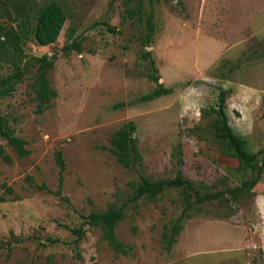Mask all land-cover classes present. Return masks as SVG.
Wrapping results in <instances>:
<instances>
[{
  "label": "rangeland",
  "instance_id": "374dc122",
  "mask_svg": "<svg viewBox=\"0 0 264 264\" xmlns=\"http://www.w3.org/2000/svg\"><path fill=\"white\" fill-rule=\"evenodd\" d=\"M58 1L67 16L58 39L24 46L27 56L54 59L50 107L38 111L36 65L0 100L1 115L28 149L19 156L0 135V264H264V162L251 192L192 204L170 250L161 237L185 205L179 191L130 199L140 175L170 178L180 168L213 191L249 177L250 169L223 152L211 122L225 90L234 133L249 151L264 153V0H144L155 9L145 50L170 88L151 100L140 99L156 83L143 57L142 25L126 16L125 0ZM72 41L80 51L63 49ZM9 71L0 62V74ZM128 121L142 156L135 169L109 150L112 133ZM57 151L65 163L61 195ZM112 203L125 209L115 231L126 253L85 222Z\"/></svg>",
  "mask_w": 264,
  "mask_h": 264
},
{
  "label": "trees",
  "instance_id": "16d2710c",
  "mask_svg": "<svg viewBox=\"0 0 264 264\" xmlns=\"http://www.w3.org/2000/svg\"><path fill=\"white\" fill-rule=\"evenodd\" d=\"M125 10L127 17L136 16L137 21L142 25L139 40L144 46L143 57L148 59L153 71L150 74V79L156 83V88L152 92L141 96L140 99L151 100L169 93L170 88H166L159 82V76L156 74L157 68L151 53L145 50V47L152 43L155 32L153 23L154 5L150 4L149 8H146L144 0H125ZM5 18H8L9 21H5ZM66 19L65 10L58 0H42L37 3L33 0H0V62L10 67L9 72L0 74V100L10 96L15 91L16 85L23 79L25 71L36 65L32 90L35 93L38 111L42 112L50 107L52 98L57 95L49 79V72L54 67V59L47 54L27 56L24 46L30 39H33L39 46L54 43L58 39ZM63 49L65 51L81 50L79 42L76 41L67 43ZM211 127L216 139L226 148L223 152L235 156L242 166L251 170L249 177L244 178L239 185L213 191L210 185L202 181L186 178L180 168L170 178L152 179L140 175L137 180L131 182V201L141 197L156 200L168 189L178 190L181 194L182 202L185 204L182 212L171 222L170 230L165 228L162 233L161 242L166 250H170L177 240V235L183 227L182 220L186 215H189L187 210L192 204L213 202L229 197L237 199L240 195L251 192L261 179L264 153L249 151L245 147L243 139L234 133L225 111V90L219 91L218 108L213 116ZM134 131V122L128 121L116 129L110 137L109 150L117 161L127 169H135L142 162V156L133 136ZM0 135L6 139L7 143L15 149L19 156L28 153V149L25 147L26 141L15 134L14 129L8 125L5 116L1 113ZM0 156L6 157L1 146ZM258 160L261 161L259 165H257ZM56 161L59 166V185L55 193L61 195L63 171L65 169L61 151L56 152ZM179 161L181 162V159ZM227 194L229 196H226ZM124 216V207L112 203L104 210L91 211L85 216V222L100 227L102 237L115 252L126 253L128 248L117 237L115 231L116 226ZM73 231L77 234V240H79L83 233L82 226Z\"/></svg>",
  "mask_w": 264,
  "mask_h": 264
}]
</instances>
